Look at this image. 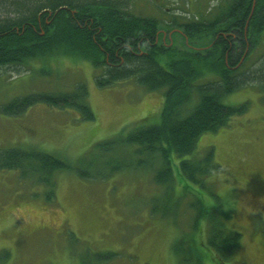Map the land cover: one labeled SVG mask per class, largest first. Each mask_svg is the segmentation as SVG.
<instances>
[{"label": "rangeland", "instance_id": "rangeland-1", "mask_svg": "<svg viewBox=\"0 0 264 264\" xmlns=\"http://www.w3.org/2000/svg\"><path fill=\"white\" fill-rule=\"evenodd\" d=\"M9 1H0L1 17L12 9ZM128 1L133 13L154 16L162 23L156 38L159 45L182 48L185 42L192 49H205L207 41L189 43L173 21L209 18L228 0ZM259 40L239 67L241 74H255L264 66V32ZM102 72V66L69 55L1 66L0 105L32 92L70 91L80 82L86 86V100L95 117L86 120L77 108L44 102L34 103L22 114L6 115L0 110V152L12 147L38 149L85 168L93 159L104 162L110 154L119 155L100 151L99 142L115 139L120 130L160 122L165 88L148 89L133 77L100 85L96 75ZM255 75L222 99L226 105L244 104L246 109L232 115L218 131H207L197 140L195 154L202 156L213 147L214 160L221 164L207 178L219 199L187 180L181 173L180 158L173 159L176 194L187 186V191L203 196L209 206L223 202L217 212L220 220L242 234L239 246L224 264H264V73L259 72L261 78ZM210 79L215 75L207 73L194 83ZM190 92L182 117L199 98L197 87ZM137 148L129 146L119 156L130 160L144 157V166L125 167L104 176L87 178L75 170H57L49 183L41 180L39 172L23 175L18 168L0 167V264H183L174 244L183 239L186 252L192 247L190 240L207 239L205 222L201 232L192 228L194 210L189 201L195 196L183 194L176 216L162 217L160 208L155 213L153 202L162 205L166 190L154 178L160 161L154 162L150 154L140 156ZM229 208L232 217L225 219L222 210ZM205 251L212 259L206 260L203 254V264H222L209 246ZM185 255L188 258L189 252Z\"/></svg>", "mask_w": 264, "mask_h": 264}, {"label": "trees", "instance_id": "trees-1", "mask_svg": "<svg viewBox=\"0 0 264 264\" xmlns=\"http://www.w3.org/2000/svg\"><path fill=\"white\" fill-rule=\"evenodd\" d=\"M9 2L12 9L7 10V16H0V67L20 66L31 59L69 55L87 59L95 67L102 66L103 72L96 75L100 85L133 77L148 89L165 88L160 122L128 131L120 130L115 139L99 142L98 149L124 156L127 147L138 146L135 152L140 156L150 154L154 162L159 160L154 178L166 189L165 201H161L162 205L153 202V211L157 213L160 208L158 212L162 217L176 216L183 194L191 192L195 196L189 201L194 210L191 215L193 230L201 232L205 222V241L190 240L192 247L185 252L181 245L184 240L181 239L174 244V251L180 253L183 264H203V254L206 260L212 259L205 251L209 246L213 257L224 264L239 246L242 234L229 229L225 221L220 220L217 212H221L223 202L209 206L203 196L187 191V186L182 194H176L173 159L176 156L180 158L181 173L187 180L206 188L219 199L212 184L207 182L209 175L221 168V164L214 160L213 147L202 156L194 151L203 133L218 131L228 124L232 115L246 109L244 104L226 105L223 97L249 83L253 75L261 78L259 72L264 73V66L255 70V74L238 72L264 32V0H228L209 18L193 17L180 23L173 21L187 35L189 43L203 45L207 41L205 49H192L185 42L182 48L159 45L156 38L162 23L154 16L133 13L128 0ZM207 73L215 75V79L204 84L194 83ZM195 87L198 101L182 117V107L191 99L190 91ZM87 93L85 84L79 82L70 91L21 95L0 105V110L6 115L22 114L34 103L44 102L64 109L72 106L79 110L83 119H94L95 113L86 100ZM119 155L110 154L104 162L93 159L84 168L47 151L12 147L0 152V167L18 168L23 175L39 172L42 181L51 183L50 176L57 170H75L81 177L89 178L111 174L125 167L144 166L143 163L147 162L144 157L130 160ZM231 214L232 209L229 208L222 210L221 215L229 219ZM187 251L188 258L185 255ZM108 255L113 256L112 253Z\"/></svg>", "mask_w": 264, "mask_h": 264}]
</instances>
